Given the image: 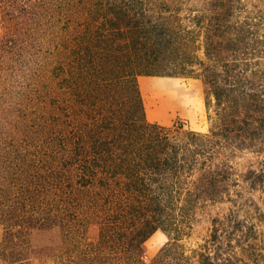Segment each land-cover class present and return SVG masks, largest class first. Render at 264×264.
<instances>
[{"label":"trees","instance_id":"16d2710c","mask_svg":"<svg viewBox=\"0 0 264 264\" xmlns=\"http://www.w3.org/2000/svg\"><path fill=\"white\" fill-rule=\"evenodd\" d=\"M144 72L208 130L148 121ZM0 227L5 264H264V0H0Z\"/></svg>","mask_w":264,"mask_h":264},{"label":"rangeland","instance_id":"374dc122","mask_svg":"<svg viewBox=\"0 0 264 264\" xmlns=\"http://www.w3.org/2000/svg\"><path fill=\"white\" fill-rule=\"evenodd\" d=\"M140 63L139 60H134L132 66L145 70L142 68L143 65H138ZM66 71L68 72L69 69ZM105 78H109L107 74ZM136 79L145 117L148 121L164 126H169L173 122H181L185 128L194 131L206 132L208 130L211 109L207 106V98L199 79L159 74L146 75L145 72L137 76ZM125 89L127 90L128 87ZM2 233L3 230L0 227V241ZM196 235L200 237L198 234ZM198 237L195 236V238ZM51 238H55V235L32 232L28 240L32 246H43ZM195 238L191 242H194ZM166 241L163 233L154 232L144 243V262L149 263ZM0 264H5L1 257Z\"/></svg>","mask_w":264,"mask_h":264}]
</instances>
